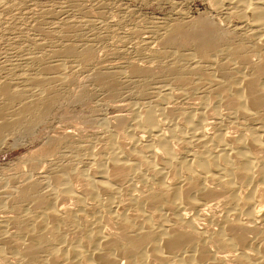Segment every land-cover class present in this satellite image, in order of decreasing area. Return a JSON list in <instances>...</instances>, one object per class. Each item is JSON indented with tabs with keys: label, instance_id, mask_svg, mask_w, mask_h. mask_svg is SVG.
<instances>
[{
	"label": "bare ground",
	"instance_id": "6f19581e",
	"mask_svg": "<svg viewBox=\"0 0 264 264\" xmlns=\"http://www.w3.org/2000/svg\"><path fill=\"white\" fill-rule=\"evenodd\" d=\"M228 2L226 15L235 14L244 23L247 13L251 15L247 21L250 24L246 25L253 27L257 37L254 35L252 47L259 50L250 55L243 51L249 56H239L240 47L234 45L227 51L242 63L248 65L250 59H256L260 66L252 77L241 75L229 81L226 89L220 88L217 98L229 109L232 120L239 116L252 118L248 127L239 128L236 137L219 130L208 135L205 106L197 113L179 116L185 124L179 132L175 124L169 123L167 106H146L133 110L132 119L124 122L123 133L131 141L130 149H125L118 135L110 130L113 124L105 123V147L99 158L93 153L86 155L85 160L91 165L88 169L73 172L70 166L63 168L47 179L42 194L32 185L28 189L27 184L20 186L18 196L26 206L23 203L25 208L19 207L16 212L20 215L15 224L17 237L8 231L16 219L0 217V256L6 264H264V230L256 227V223L264 221V0ZM207 20L204 17L172 24L159 39L164 45L192 44L194 54L206 58V52L217 50L219 32L223 31ZM71 51L67 49V53ZM89 52H82L85 61ZM181 58L189 59L186 55ZM178 64L168 68L167 74L181 71ZM193 69L187 72L196 71ZM258 75L263 76L262 81ZM187 80L182 84L192 83ZM47 81L35 79L32 83L44 86ZM10 90L2 85L0 95L7 102L6 107L16 99L17 108L5 118L6 108L1 107L0 100V138L35 108V101L24 102ZM40 99H35L37 105ZM130 126L135 127L134 132ZM176 144L180 145L183 159L175 155ZM74 180L82 183L81 189L74 188ZM137 184L145 188V194L138 191ZM208 184L220 190H213ZM10 193L7 197L12 196ZM220 197L221 215L202 211L211 210L210 202ZM69 201L76 203L75 210L60 207ZM222 204L217 202L214 206ZM7 206L2 204L0 213Z\"/></svg>",
	"mask_w": 264,
	"mask_h": 264
},
{
	"label": "rangeland",
	"instance_id": "374dc122",
	"mask_svg": "<svg viewBox=\"0 0 264 264\" xmlns=\"http://www.w3.org/2000/svg\"><path fill=\"white\" fill-rule=\"evenodd\" d=\"M228 1L0 0V88L6 85L19 96L18 99L35 101L32 114H26L19 126H14L0 138V206L8 205L0 217L16 219L14 227L13 224L8 227L11 235L17 237L15 224L20 220L17 210L26 206L18 196V190L29 184L25 186L27 189L32 185L42 194L47 179L63 168L69 169L70 166V170H75L73 172L88 169L91 165L85 160L86 155L93 153L99 158L105 147V123L113 124L110 130L118 135L125 149H130L131 141L129 135L123 133V127L125 121L132 119L135 109L167 106L169 123L175 124L179 132L185 129L180 117L192 111L197 113L205 106L208 114L204 122L208 123V135L219 130L228 137H236L239 128L248 127L252 118L239 116L232 120L229 109L217 98L220 88L223 91L228 83L241 75L247 77L250 74L252 77L260 66L255 58L247 65L227 51V47L238 46L239 56H249L250 52L253 54L259 50L252 47L256 36L253 27L246 25L251 15L247 13L245 23L235 14L226 15L224 9L228 7ZM204 17L211 26L215 24L218 31L223 30L219 32L217 50L206 52V58L194 54L192 44L183 47L178 42L165 45L161 42L168 26ZM67 49L72 51L67 53ZM84 49L90 51L87 61L82 55ZM184 55L189 57L187 61L181 58ZM174 63H179L181 71L167 74ZM189 68H196V71L188 73ZM258 76L259 81L264 79ZM30 78L32 82L35 79L50 82L39 86ZM183 79L192 83L185 86ZM35 99H40L42 104L39 101L37 105ZM0 100L4 102L0 101L7 115L17 108L16 99L9 102L8 107L1 95ZM5 113L4 117L9 118ZM129 130L134 132L135 127L130 126ZM149 142L155 146L153 139ZM53 144L54 148L50 149ZM179 146L174 147L175 155L183 159ZM74 181V188L81 189L82 183ZM139 185H136L138 191L145 194V188ZM208 185L210 188L214 186ZM213 190H220V187H213ZM6 191L13 197H7ZM73 202L60 207L75 210L77 205ZM217 202L222 204L223 198L210 202L211 210L203 208L202 211L221 215L223 204L216 207L214 203ZM63 225L66 227V223ZM256 227L264 230V221L256 223ZM14 262L8 261L7 264H16ZM3 263L6 264L0 256V264Z\"/></svg>",
	"mask_w": 264,
	"mask_h": 264
}]
</instances>
